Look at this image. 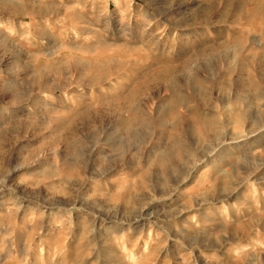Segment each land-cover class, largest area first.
I'll use <instances>...</instances> for the list:
<instances>
[{
    "label": "rangeland",
    "instance_id": "374dc122",
    "mask_svg": "<svg viewBox=\"0 0 264 264\" xmlns=\"http://www.w3.org/2000/svg\"><path fill=\"white\" fill-rule=\"evenodd\" d=\"M0 264H264V0H0Z\"/></svg>",
    "mask_w": 264,
    "mask_h": 264
}]
</instances>
